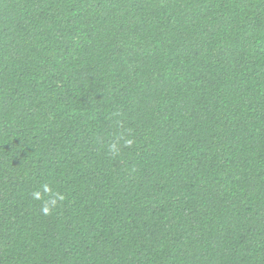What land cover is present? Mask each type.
I'll list each match as a JSON object with an SVG mask.
<instances>
[{"label": "trees", "instance_id": "trees-1", "mask_svg": "<svg viewBox=\"0 0 264 264\" xmlns=\"http://www.w3.org/2000/svg\"><path fill=\"white\" fill-rule=\"evenodd\" d=\"M0 264H264V0H0Z\"/></svg>", "mask_w": 264, "mask_h": 264}, {"label": "clouds", "instance_id": "clouds-1", "mask_svg": "<svg viewBox=\"0 0 264 264\" xmlns=\"http://www.w3.org/2000/svg\"><path fill=\"white\" fill-rule=\"evenodd\" d=\"M127 143H128V144H131V141H128ZM45 211H47V209H45Z\"/></svg>", "mask_w": 264, "mask_h": 264}]
</instances>
